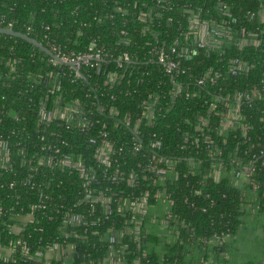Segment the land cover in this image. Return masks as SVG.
Returning a JSON list of instances; mask_svg holds the SVG:
<instances>
[{
	"label": "trees",
	"instance_id": "1",
	"mask_svg": "<svg viewBox=\"0 0 264 264\" xmlns=\"http://www.w3.org/2000/svg\"><path fill=\"white\" fill-rule=\"evenodd\" d=\"M261 6L264 0H0V26L10 25L70 57L90 45L104 53L97 64L80 66L82 78L29 42L0 33V138L8 143L7 162L0 160V264H33L21 255V243L43 245L61 235L60 218L44 215L52 207L53 213L70 209L96 222L65 227L70 236L62 240L74 246L72 264L89 259L103 264L106 257L110 264H264V252L258 259H246L250 253L237 260L234 253L249 247L246 234L264 237ZM191 14L230 29L185 60L183 52L197 39ZM158 50L177 62L171 74L156 60ZM123 53L128 60L117 59ZM203 75L214 82L207 77L197 84ZM55 81L60 91L52 92ZM251 89L256 90L251 98L235 99ZM57 96L60 107L75 101L92 125L67 127L57 118L43 125L37 105L44 100L50 107ZM234 106L238 119L226 115ZM149 108L150 122L143 117ZM102 132L114 148L108 167L96 161L88 142L90 137L100 142ZM157 139L161 146L151 150L149 142ZM43 144L57 145L59 154L94 171V194L144 197L145 209H118L114 203L104 215L100 202L82 199L79 169L23 162L43 153L51 161L58 158ZM153 163L164 172H149ZM40 191L47 206L34 210V219L18 221ZM14 224L24 231L10 232ZM112 233L115 242L109 243ZM16 241L12 255L5 256L1 247Z\"/></svg>",
	"mask_w": 264,
	"mask_h": 264
},
{
	"label": "built area",
	"instance_id": "2",
	"mask_svg": "<svg viewBox=\"0 0 264 264\" xmlns=\"http://www.w3.org/2000/svg\"><path fill=\"white\" fill-rule=\"evenodd\" d=\"M226 8L225 5L221 4V8ZM262 8V6H261ZM196 15L191 14V26L195 33V36H197L196 42L193 47L188 49V51L183 52L182 57L187 60L189 58L190 52H195L197 48H204L206 45H212L216 42H218L223 35H229V29L230 27H227L226 29H221L219 25L216 22H210L207 23L206 21H199L196 17ZM261 17L263 18L262 9H261ZM232 21H235V18H231ZM3 27V26H2ZM7 28H11L10 25L5 26ZM13 29V28H11ZM244 30L241 28L240 33H243ZM227 33V34H225ZM54 55L60 57L61 59L72 62L73 66H70L71 69H73L74 73L78 77H82L83 75L80 74V66L81 65H91L92 62H95L97 64L98 61L103 60V54L100 49H93V46L90 45L86 52L78 54L75 57H70L67 54H64L62 51L57 49L55 46L52 47V49H49ZM176 49L172 47L170 49L171 53H174ZM157 58L156 60L159 63H162L166 73L171 74V71L176 68L177 62L169 56V53L164 52L163 50L156 51ZM128 54L123 53L122 55L118 56V60H128ZM50 61L53 64H61V62L54 59L52 56L50 57ZM66 64V63H63ZM68 65V64H67ZM239 68V67H238ZM240 69V68H239ZM80 72V73H79ZM237 69H232L231 73L236 74ZM82 75V76H81ZM209 77V81L214 82L213 77L209 75H203L197 80V84L204 85L206 83V78ZM84 78V77H82ZM112 79H115L113 76ZM54 87L51 89L52 92L54 91H60V83L55 81ZM256 94L255 89H251L249 92L245 93H239L235 95V99L238 101L242 98L248 99L251 98ZM101 110V107H98ZM37 118L43 125H48L50 121L53 118L61 119L63 122L67 123V127L70 125H81L83 128L87 127L88 125H92V122L88 119H85L81 113H78V108L76 106L75 101H72L69 104L64 105L63 107L59 106V96L53 98V104L48 107L44 100L39 101L36 109ZM230 118L238 119L239 113H238V107L234 106L228 114ZM144 119L148 122H150L153 119V113L151 109H147L146 112H144L143 115ZM80 119H82L83 123L79 124ZM141 118L136 119V126L138 125ZM229 122V121H228ZM225 124H228L227 121H225ZM135 132L137 138L138 134L135 129L132 130ZM102 139L100 142L96 141L94 137H90L88 139V142L94 146L93 154L97 162L105 165L106 167L109 166L110 162L108 160L110 153L114 151L113 143L110 141H107L106 133H101ZM148 146L151 148V150L157 149L161 146L160 140H152L149 142ZM51 148L55 154L58 155V158L53 157V161H51V156L42 154L38 156L36 159L32 157L30 158H24L23 162L27 164H31L34 166L38 165H44V166H53L54 164L59 165L58 167H67V168H76L80 170L79 177L83 180V184L85 185V189L83 192H81L82 199L85 202H100L102 205V212L105 214H109L112 210V204H116L118 209H129L131 211H137L139 213H142V210L145 209L146 206V200L144 197L140 199H134L131 200L130 198H127L125 200H122L120 198H116L114 193L112 195L108 196L105 195L101 190H99L96 194H94V186L92 185L94 180V171L87 169L84 167L83 164H81V161H74V159L69 154H59L60 148L55 144H48V145H42L41 148ZM140 145L139 144H133L132 150L136 151L139 150ZM8 152V143L0 138V153H1V159L3 162H7L6 156ZM38 164V165H36ZM105 170V169H104ZM151 173H158L162 174L164 172L163 169H160L156 166V164H151L148 169ZM236 176L241 179H245L242 173L237 172ZM114 179V178H113ZM132 178L128 180V182H131ZM27 183H32L27 180ZM45 196L40 191L37 194V201L31 205V211L27 212L26 214L16 217L18 221L20 222H27L32 219H34L33 211L36 209H43L47 205L44 203ZM50 207V205L48 206ZM47 207V208H48ZM54 207L51 208V213L47 212L48 219H54L56 217L60 218V224L59 231L61 233L60 236L56 237L53 241H48L45 244H40L41 240L36 241L35 244H29L28 242H23L22 244V252L21 255L25 257L27 260L31 261L33 264H48L50 260H58L61 262V264H72L69 259H72L73 253H74V246L70 242L63 241L62 239H66L70 236V233L66 231L65 227H75V226H92L95 225L96 222L92 221L89 222L84 215L80 212L73 211V210H64L59 211L58 209H55V213H53ZM24 231V226L22 224H14L10 227V232H13L15 234H18L20 232ZM107 240L109 243L115 242V236L112 233L111 235L107 236ZM19 244V241H16L15 244L9 246V247H1V250L3 251L4 255L9 257L12 255V252L14 250V245ZM110 262V257H106L103 260V264H106V262ZM92 260L89 259L86 263L83 264H92ZM74 264V263H73Z\"/></svg>",
	"mask_w": 264,
	"mask_h": 264
},
{
	"label": "rangeland",
	"instance_id": "3",
	"mask_svg": "<svg viewBox=\"0 0 264 264\" xmlns=\"http://www.w3.org/2000/svg\"><path fill=\"white\" fill-rule=\"evenodd\" d=\"M248 237V243L247 245L249 246L247 249H244V248H236L235 250V256H236V260L237 259H243V256H248L250 253L252 254V256L246 258V259H249V258H252V257H259L261 255H263V252H264V237L262 235H259V234H255V233H251V234H246ZM246 251V253H245ZM257 256V257H256ZM258 259V258H257Z\"/></svg>",
	"mask_w": 264,
	"mask_h": 264
},
{
	"label": "water",
	"instance_id": "4",
	"mask_svg": "<svg viewBox=\"0 0 264 264\" xmlns=\"http://www.w3.org/2000/svg\"><path fill=\"white\" fill-rule=\"evenodd\" d=\"M0 33H3V34H8V35H12V36H15V37H19L27 42H29L30 44L36 46L37 48H39L40 50L44 51L46 54L52 56L54 59H56L57 61L61 62V63H66L70 66H73V63L72 62H67L63 59H61L60 57L54 55L47 47H45L41 42L33 39L32 37L28 36L27 34L25 33H22V32H19V31H16L14 29H11V28H7V27H2L0 26ZM80 73V72H79ZM81 74V73H80ZM82 76V75H81ZM83 77V76H82Z\"/></svg>",
	"mask_w": 264,
	"mask_h": 264
},
{
	"label": "crops",
	"instance_id": "5",
	"mask_svg": "<svg viewBox=\"0 0 264 264\" xmlns=\"http://www.w3.org/2000/svg\"><path fill=\"white\" fill-rule=\"evenodd\" d=\"M262 14H263V16H264V6L262 7ZM106 264H110V262L107 261ZM117 264H124V262L119 261Z\"/></svg>",
	"mask_w": 264,
	"mask_h": 264
}]
</instances>
